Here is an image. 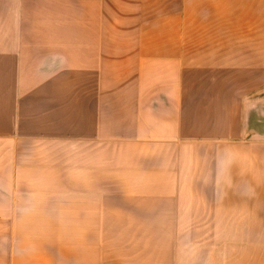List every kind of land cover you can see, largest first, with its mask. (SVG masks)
<instances>
[{"label": "crops", "instance_id": "crops-1", "mask_svg": "<svg viewBox=\"0 0 264 264\" xmlns=\"http://www.w3.org/2000/svg\"><path fill=\"white\" fill-rule=\"evenodd\" d=\"M0 264H264V0H0Z\"/></svg>", "mask_w": 264, "mask_h": 264}]
</instances>
